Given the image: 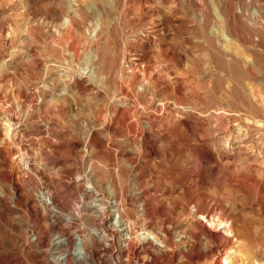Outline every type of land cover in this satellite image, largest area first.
Masks as SVG:
<instances>
[{
  "label": "rangeland",
  "instance_id": "obj_1",
  "mask_svg": "<svg viewBox=\"0 0 264 264\" xmlns=\"http://www.w3.org/2000/svg\"><path fill=\"white\" fill-rule=\"evenodd\" d=\"M262 110L264 0H0V264H84L113 201L163 247L85 264L264 263Z\"/></svg>",
  "mask_w": 264,
  "mask_h": 264
},
{
  "label": "bare ground",
  "instance_id": "obj_2",
  "mask_svg": "<svg viewBox=\"0 0 264 264\" xmlns=\"http://www.w3.org/2000/svg\"><path fill=\"white\" fill-rule=\"evenodd\" d=\"M82 1V0H80ZM76 3V2H75ZM87 4V3H86ZM72 9V8H71ZM72 11V10H71ZM70 12V10H69ZM217 13V12H216ZM70 20V19H68ZM74 20H76V18H74ZM221 20V19H219ZM226 36V35H225ZM222 37V36H221ZM224 37V36H223ZM230 37V36H229ZM228 37V38H229ZM220 38V37H219ZM221 39V38H220ZM223 39V38H222ZM219 40V39H218ZM224 40V39H223ZM230 41V39H229ZM223 46V45H222ZM235 46V45H234ZM237 47V46H236ZM232 48V47H231ZM228 49V48H227ZM226 50V49H225ZM236 50V49H235ZM237 52V51H236ZM228 53V52H227ZM242 53V52H241ZM230 54V53H228ZM245 54V53H243ZM242 54V55H243ZM221 55V53H220ZM248 55V54H246ZM244 56L245 58L247 56ZM225 56V55H224ZM223 56V57H224ZM228 56V55H227ZM239 56V54L237 55ZM236 56V57H237ZM226 57V56H225ZM236 59V58H235ZM248 59V58H247ZM236 61V60H235ZM246 61V60H245ZM244 61V62H245ZM241 62V61H240ZM243 63V62H242ZM227 64V63H226ZM243 65V64H242ZM251 65V64H250ZM248 86V85H247ZM252 89V88H251ZM250 92V91H249ZM248 92V93H249ZM252 93V92H251ZM254 94V93H253ZM260 95V94H259ZM254 96V95H253ZM259 98L261 97L258 96ZM262 101V100H261ZM263 103V102H261ZM260 105V104H259ZM260 110V109H259ZM264 112V110H262ZM261 113V112H260ZM254 117V116H253ZM257 117V116H256ZM246 119V117H244ZM248 119V118H247ZM252 119V118H251ZM264 119V118H263ZM8 122V121H7ZM9 123V122H8ZM260 124V123H259ZM248 125V124H247ZM249 126V125H248ZM253 126V125H252ZM257 126V124H256ZM260 126V125H259ZM4 128H5V135H9L8 133H11L9 131L7 127V123H4ZM255 129V128H253ZM257 129V128H256ZM258 130V129H257ZM262 131V130H261ZM264 131V130H263ZM4 132V131H3ZM241 133V131H240ZM260 133V132H259ZM239 136V135H238ZM8 137V136H7ZM237 137V136H236ZM239 139V138H238ZM261 139V137H260ZM264 159V158H263ZM262 163V162H261ZM260 164V163H259ZM260 167V166H259ZM263 168V166H262ZM260 169V168H259ZM89 172V171H88ZM87 172V174H88ZM261 172V170H260ZM89 177V175H87ZM87 177V178H88ZM90 179V178H88ZM84 185V184H83ZM91 187V186H90ZM89 189V188H88ZM94 190V189H92ZM89 191V190H88ZM95 193V192H94ZM114 194V193H113ZM111 196V194H110ZM112 197V196H111ZM115 200V199H114ZM127 203V202H125ZM90 204V203H89ZM144 205V204H143ZM108 206V205H107ZM126 206V205H125ZM111 208V211H109V214L112 215V222L108 223L105 226V229L99 231V232H95L94 230H89V236H81L82 238H78V240H76V242L74 243V246L72 248V251L70 252L69 255H71V257L74 260H77L84 263L87 261H94L96 263L97 258L96 257V253L95 251L92 249V245L94 244V240L97 239V241H100L102 246H101V250H102V254L104 255L105 253H109L110 256H112L111 254H113L115 252V258L119 259L120 256H122L123 254L126 253V250L128 249L129 244L131 243L133 237H137L138 238V244L139 247L134 249V252L137 254H139V252L141 251V247H142V243L143 244H150L152 246H160L161 248L163 247L162 241H161V237H159V235H155L152 232L145 230V229H140L139 232H135V228L131 227V221H129V219H125L122 217L121 215V209L118 207V203H114V201L111 203V206H109ZM128 207V206H127ZM90 208L92 209L93 214L98 217V216H102L103 212H104V208L102 207V205L100 204V199H94L91 202ZM142 208V207H140ZM138 209V208H137ZM89 210V205L87 206V209ZM130 210V209H129ZM84 213V212H82ZM81 213V214H82ZM87 213H89V211H87ZM67 214V213H66ZM69 214V213H68ZM75 214V213H74ZM123 214V213H122ZM138 215V214H137ZM143 215V214H142ZM195 215V214H194ZM201 215V214H200ZM76 215H74L75 217ZM196 216V215H195ZM194 216V217H195ZM199 216V215H198ZM89 217V216H88ZM129 217V216H128ZM142 217V216H140ZM71 218V217H70ZM114 218V220H113ZM190 218V217H189ZM205 219V217H200L198 218V220L200 219ZM65 219V218H64ZM138 219V218H137ZM143 219V218H142ZM66 221H68L69 219H65ZM62 220V221H65ZM188 220V219H187ZM72 221V220H71ZM190 221V220H189ZM203 221V220H202ZM219 221V220H218ZM192 222V221H191ZM225 222V221H224ZM61 223V222H60ZM70 223V222H69ZM56 224V223H55ZM63 226V225H62ZM61 224H57L55 227H62ZM66 226V225H64ZM69 226V224H68ZM141 226V225H140ZM147 226V225H146ZM189 226V225H188ZM191 226V225H190ZM146 228V227H145ZM188 228V227H187ZM186 228V229H187ZM193 228V227H192ZM195 228V227H194ZM134 231L133 233L131 232ZM228 231V230H227ZM230 231V230H229ZM194 232V231H193ZM65 233V232H62ZM88 235V234H87ZM188 240V239H187ZM100 244V245H101ZM114 245L115 251L112 252L110 250L111 246ZM99 247V246H98ZM49 251L52 252L54 258L52 260L53 264H68L69 260H68V256L65 252H67L66 249V241L64 238V235H59L58 233L54 235L52 242L49 246ZM99 249V248H98ZM143 249V248H142ZM133 252V253H134ZM134 253V254H135ZM103 255H101V257H103ZM108 255V257H109ZM139 256V255H138ZM256 256V255H255ZM101 257H99L98 259V263H100L101 261ZM137 257V256H136ZM142 257V256H141ZM140 257V258H141ZM189 257V255L187 256ZM89 258V260H88ZM111 258V257H110ZM193 259V258H192ZM105 260V259H103ZM109 260V259H108ZM110 261V260H109ZM142 261V260H141ZM260 261V260H259ZM103 262V261H102ZM216 262V261H215ZM256 262V261H255ZM94 263V262H93ZM90 264V263H89ZM119 264V263H117ZM258 264V263H257ZM264 264V263H261Z\"/></svg>",
  "mask_w": 264,
  "mask_h": 264
},
{
  "label": "built area",
  "instance_id": "obj_3",
  "mask_svg": "<svg viewBox=\"0 0 264 264\" xmlns=\"http://www.w3.org/2000/svg\"><path fill=\"white\" fill-rule=\"evenodd\" d=\"M36 198H37V201L40 203V205H42L51 215H53V217H56L59 215L58 211L56 210V208L52 204L50 194L48 193L47 190H45V189L37 190ZM78 238L79 237H75L74 238L75 241L78 240ZM53 258H54V256L51 257V259H50L51 262H52ZM52 264H53V262H52Z\"/></svg>",
  "mask_w": 264,
  "mask_h": 264
}]
</instances>
